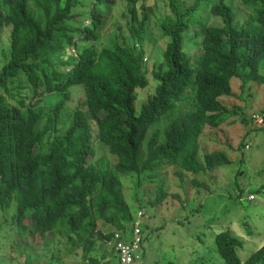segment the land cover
Instances as JSON below:
<instances>
[{"label":"trees","instance_id":"16d2710c","mask_svg":"<svg viewBox=\"0 0 264 264\" xmlns=\"http://www.w3.org/2000/svg\"><path fill=\"white\" fill-rule=\"evenodd\" d=\"M117 1L91 0V23L85 25L86 19L74 13L81 0H0V33L12 28L9 59L0 70V207L9 208L15 200L23 236L65 234L74 245L69 253L76 246L90 253L100 234L99 221L115 223L117 216L132 221L116 172L141 176L174 166L176 172L200 175L230 164L221 151L200 160V138L207 127L218 128L240 114V106L222 100L237 97L234 78L241 80L243 90L251 82L264 85V0H242L255 7L253 22L244 26H238L226 0L213 5L211 13L221 23L197 31L202 53L196 63L185 51V36L195 12L210 0H196L185 10L171 0L174 16L161 25L169 38L164 64L153 71L159 84L138 113L136 92L149 85L143 45L150 15L140 0H128L130 36L120 27L113 41L100 47L105 13ZM77 39L88 45L69 51L64 60L71 47H79ZM28 86L33 92L29 104L21 96ZM75 86H83L86 100L63 131L61 113ZM53 93L62 99L48 108L41 100ZM85 107L98 124L101 142L118 159L115 168L106 158L94 160ZM164 119L167 123L160 128ZM194 183L201 186L198 180ZM168 196L161 186L152 204ZM28 218L30 226L25 224ZM107 237L111 240L113 234ZM215 241L226 264H264V244L242 262L241 239L223 231Z\"/></svg>","mask_w":264,"mask_h":264},{"label":"rangeland","instance_id":"374dc122","mask_svg":"<svg viewBox=\"0 0 264 264\" xmlns=\"http://www.w3.org/2000/svg\"><path fill=\"white\" fill-rule=\"evenodd\" d=\"M178 1L182 10L192 7L196 2ZM218 1L202 3L193 16L192 28L185 36V51L195 59V63L202 53L201 47L197 46L201 38L196 35L197 31L204 25L221 23L211 13L212 6ZM226 1L236 12L238 26L253 22L255 7L246 6L242 0ZM81 4L74 13L83 16L86 19L85 25H89L91 21L87 17L90 16L92 2L81 0ZM143 4L150 15L143 45L146 52L144 70L147 72L149 85L136 92L135 105L138 113L148 102V98L155 94L159 84L153 71L164 64L163 56L169 42L161 25L166 17L174 16L170 7L171 0H140L139 6ZM127 5L128 0H118L107 9L104 26L99 32L100 47L109 45L120 27L126 37L130 36L128 24L131 17ZM80 20L81 17H78L75 21L79 24ZM11 32L12 28L6 27L0 33V70L9 59ZM77 40L79 47H71L64 60L70 57L69 51L77 53L83 45H88ZM69 70L70 68H63L66 73ZM232 86L237 97L222 100L230 107L240 106V114L231 117L218 128L207 127L198 156L202 160L206 153L222 149L232 158L230 164L218 166L200 175L180 169L176 172L177 168L174 166H166L157 172L141 176L116 172L122 182L121 193L132 221L127 223L119 216L115 223L99 221L97 230L100 234L95 236V245L89 254L77 246L74 253H69L74 245L62 233L48 234L45 237L37 234L30 240L27 235L23 236L18 227L17 205L14 200L9 208L0 207V264H119L118 256L115 257V253L110 251L114 244L107 246L110 239L107 236L120 228L135 226L137 220L142 228L144 242L141 252L145 255L144 262L137 264H226L217 251L215 241L216 236L223 231H230L243 241L238 257L242 262L247 261L264 244V127L255 125L259 123L258 116L264 115V85L251 82L243 90L241 80L234 78ZM27 89L22 91L21 96L28 97L26 101L29 104L33 92L29 86ZM1 93H4V89L0 87ZM70 94L61 113L59 127L63 131L69 127L75 109L86 100L83 86L72 87ZM42 98V104L52 108L62 99V94L53 93ZM14 102L9 99L10 104ZM87 115L93 130V146L96 150L94 160L106 158L111 167L115 168L117 157L101 142L97 122L88 112ZM166 123L167 119L162 120L160 128ZM153 174L158 175L155 177ZM195 180L201 186L195 185ZM161 186L169 196L161 204L154 206L152 203ZM25 224L30 226L32 219L28 218ZM16 231L19 233L18 237Z\"/></svg>","mask_w":264,"mask_h":264},{"label":"built area","instance_id":"2783aa9c","mask_svg":"<svg viewBox=\"0 0 264 264\" xmlns=\"http://www.w3.org/2000/svg\"><path fill=\"white\" fill-rule=\"evenodd\" d=\"M258 125L264 124V115L258 116ZM253 199V196H251ZM112 242L119 257L120 264H134L140 258L143 238L139 222L131 228L119 229L114 232Z\"/></svg>","mask_w":264,"mask_h":264},{"label":"crops","instance_id":"0c3cea01","mask_svg":"<svg viewBox=\"0 0 264 264\" xmlns=\"http://www.w3.org/2000/svg\"><path fill=\"white\" fill-rule=\"evenodd\" d=\"M233 91H234V90H233ZM206 129H207V128H206ZM206 129H205V131H204V134H203V135L201 136V138H200V145H201V148H202V144H203V138L206 137V133H207V132H206V131H207ZM206 147L208 148V146H206ZM214 151H221V152H223L222 149H217V150H214ZM210 152H213V151H210ZM208 153H209V152H208ZM224 153H225V152H224ZM225 154H226V153H225ZM226 155H227V154H226ZM227 156H228L229 159L232 161V158H231L229 155H227ZM220 167H221V166H220ZM215 168H217V167H215ZM215 168H214V169H215ZM252 196H254V195H252ZM251 200H252V199H251ZM137 221H138V220H137ZM137 221H136V222H137ZM139 221H140V220H139ZM28 226H29V225H28ZM144 233H145V232H144ZM16 234H17V237H18V236H19L18 231H16ZM24 236H26V235H24ZM27 236H28V239H29V238L33 237V234L28 233ZM29 240H30V239H29ZM29 240H27L26 242L30 243ZM31 245H32V244H31ZM110 245L113 246V242H111V240L109 239V240H108V245H107V246L110 247ZM13 247H14V246H13ZM43 248H44V247H43ZM145 249H146V248H145ZM107 250H109V249L107 248ZM110 251H111V252L113 251V253H115V257H116L117 254H116V252H115L114 246H113V248L110 249ZM146 254H147V253H146ZM140 256H141V257H140L139 259L136 260L135 264L140 263L141 261L144 260L145 255H144L142 252H141ZM109 260H111L110 257H109ZM118 261H119V260H118ZM143 262H144V261H143ZM143 264H144V263H143Z\"/></svg>","mask_w":264,"mask_h":264},{"label":"clouds","instance_id":"9594fccd","mask_svg":"<svg viewBox=\"0 0 264 264\" xmlns=\"http://www.w3.org/2000/svg\"><path fill=\"white\" fill-rule=\"evenodd\" d=\"M257 126H259V125H257ZM114 234V233H113ZM113 238V237H112ZM112 238H111V242H112ZM114 244V243H113ZM114 249H115V247H114ZM115 252H116V250H115ZM117 253V252H116ZM117 256H118V254H117ZM141 257V256H140ZM118 260H119V257H118ZM119 264H120V262H119ZM135 264V263H134Z\"/></svg>","mask_w":264,"mask_h":264},{"label":"water","instance_id":"95a60500","mask_svg":"<svg viewBox=\"0 0 264 264\" xmlns=\"http://www.w3.org/2000/svg\"><path fill=\"white\" fill-rule=\"evenodd\" d=\"M257 127H264V124H263V125H259V126H257Z\"/></svg>","mask_w":264,"mask_h":264}]
</instances>
